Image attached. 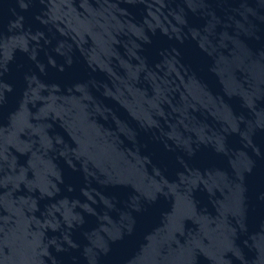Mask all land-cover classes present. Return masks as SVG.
Returning a JSON list of instances; mask_svg holds the SVG:
<instances>
[{
	"label": "water",
	"instance_id": "95a60500",
	"mask_svg": "<svg viewBox=\"0 0 264 264\" xmlns=\"http://www.w3.org/2000/svg\"><path fill=\"white\" fill-rule=\"evenodd\" d=\"M0 264H264V0H0Z\"/></svg>",
	"mask_w": 264,
	"mask_h": 264
}]
</instances>
